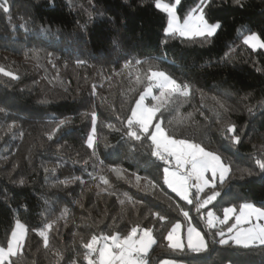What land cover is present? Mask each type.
<instances>
[{
  "label": "trees",
  "instance_id": "obj_1",
  "mask_svg": "<svg viewBox=\"0 0 264 264\" xmlns=\"http://www.w3.org/2000/svg\"><path fill=\"white\" fill-rule=\"evenodd\" d=\"M154 2L0 0L9 8H0V68L11 73L0 72V246L17 221L26 226L16 264H88L93 235L125 236L133 226L152 229L148 264H264V246L220 245L225 226L208 229L206 209L163 183L168 164L152 155L151 141L126 135L151 73H166L183 88L157 113L166 133L230 166L215 207L264 208V52L242 43L252 33L264 42V0H210L206 18L222 27L191 39L166 35L167 16ZM198 2L181 0L178 14ZM181 209L206 233V252L168 247L171 225L186 226Z\"/></svg>",
  "mask_w": 264,
  "mask_h": 264
},
{
  "label": "snow or ice",
  "instance_id": "obj_2",
  "mask_svg": "<svg viewBox=\"0 0 264 264\" xmlns=\"http://www.w3.org/2000/svg\"><path fill=\"white\" fill-rule=\"evenodd\" d=\"M176 4L180 0H175ZM210 3V0H200L201 7L198 9L199 15H189L180 22L175 8L163 3L161 0H155L154 8L167 16L166 35L179 33L185 38L195 37H212L222 27L220 21L209 23L203 11L204 7ZM235 3L241 4V0H235ZM5 13L9 8L0 5ZM253 50L257 48L264 49V42L258 34L248 35L244 40ZM127 67V64L125 65ZM5 76L11 73L0 68ZM149 79L153 82L144 94L140 95L135 102L134 108L130 110V115L126 118V135L135 140H150L153 146L152 155L168 164L172 159L175 160V170L164 168L163 183L166 187L181 200L188 204L196 201V210L207 208L213 204L221 193L217 190L218 184L222 185L231 171L230 166L226 165L219 154L206 150L199 143L189 142L183 138H173L171 134H166L163 124V113L160 116L157 113L168 103V98L180 89L176 80L171 79L162 71H154ZM153 87L160 90L159 95H153L151 98L158 103L154 106H148L145 101L152 93ZM186 87V86H185ZM95 88H93V94ZM182 95L187 96L188 92L184 91ZM60 124H64L61 120ZM92 135L88 138V147L94 145L96 116L92 115ZM111 127V125H110ZM229 132H235V126L228 128ZM51 139V136L49 137ZM233 143L240 142L239 136L231 137ZM260 169L264 170V162L257 161ZM210 174V175H209ZM107 184V180H103ZM195 188V193L191 189ZM205 189H211L206 198H201ZM223 218L221 219L213 211L207 212V226L214 228L217 223L228 225L230 220L234 223L218 231L216 235L220 237L217 241L220 245L235 244L236 246L248 249L257 245L264 246V208L256 207L252 203H242L236 206H227L222 209ZM181 214L186 222V230L181 222H175L167 231L164 239L168 241V247L192 253H201L208 250V241L206 233L203 232L195 223L189 214V211L181 209ZM159 220L164 221L167 218L156 213ZM50 227V225H49ZM28 229L19 221L15 224V229L11 231V238L6 246H0V264H16L14 257H17L24 247V241ZM139 233V234H138ZM44 240L45 247L48 246V237L45 231L37 233ZM151 228L141 229L133 226L127 235H93L91 241L84 244L89 250L85 259L88 264H146L141 257L146 255L151 245L155 244ZM99 245V247H97ZM96 254L97 258L91 256Z\"/></svg>",
  "mask_w": 264,
  "mask_h": 264
},
{
  "label": "rangeland",
  "instance_id": "obj_3",
  "mask_svg": "<svg viewBox=\"0 0 264 264\" xmlns=\"http://www.w3.org/2000/svg\"><path fill=\"white\" fill-rule=\"evenodd\" d=\"M181 1V0H180ZM161 2H163V3H168V4H170V5H172L174 8H175V10H176V14H177V16H178V18H179V20H180V22L181 23H183V20L185 19V18H187V16H189V15H199L200 13H199V11H198V9H200V7H201V4H200V2H198V4L197 5H195L189 12H188V14L185 16V17H181L179 14H178V11H177V9H178V6H179V4H176V2H175V0L174 1H167V0H161ZM203 11H204V13H205V7H204V9H203ZM205 17H206V15H205ZM207 19V18H206ZM209 22V21H208ZM209 23H211V22H209ZM166 28H167V25H166ZM166 28H165V32H166ZM252 34H257V33H252ZM173 35H177V36H180L179 35V33H176V34H173ZM248 35H251V34H246L243 38H242V43L243 44H245L244 43V40L247 38V36ZM180 37H182V36H180ZM182 38H185V37H182ZM195 38H198V37H195ZM201 38H211V37H201ZM191 39V38H190ZM262 41V40H261ZM263 42V41H262ZM246 45V44H245ZM248 47H250L249 45H247ZM251 48V47H250ZM252 49V48H251ZM255 50H260V51H262V52H264V49H261V48H257V49H255ZM166 74V73H165ZM167 75V74H166ZM170 77V76H169ZM171 78V77H170ZM172 79V78H171ZM153 83V82H152ZM147 90V89H146ZM145 90V91H146ZM144 91V92H145ZM183 91V88H181L180 87V89L178 90V91H176L175 93H178V92H182ZM144 92L142 93V94H144ZM159 92H160V90L159 89H157V88H155V87H153V90H152V93L146 98V101H145V103L148 105V106H154V105H156L158 102L157 101H154L151 97L153 96V95H159ZM141 94V95H142ZM174 94V93H173ZM139 99V98H138ZM163 127V126H162ZM166 132V131H165ZM167 134V133H166ZM94 139V138H93ZM189 142H191V141H189ZM193 143H195V142H193ZM203 147V146H202ZM207 150V149H206ZM217 154V153H216ZM223 161V160H222ZM167 168H169V170H175V160L174 159H172L171 160V162L170 163H168V166H167ZM210 175V174H209ZM227 179V178H226ZM225 179V180H226ZM195 188H192L190 191H191V193H195V190H194ZM217 190L220 192V189H219V184H218V188H217ZM211 191V189H205V192L204 193H202L201 194V198H206V195L209 193ZM221 193V192H220ZM219 198V197H218ZM218 198H217V200H218ZM217 200L215 201V202H217ZM215 202H213V204H211V205H209L207 208H204V209H206V211H205V213H204V218H205V222H206V224H207V212L208 211H213V212H215L216 213V215L218 216V217H220L221 219L223 218V212H222V209L224 208V207H227V206H236V205H227V206H223L222 208L221 207H215ZM245 203H252V202H245ZM252 204H254V203H252ZM255 205V204H254ZM256 207H258L257 205H255ZM237 207V206H236ZM238 208V207H237ZM20 223H22V222H20ZM232 223H234V218H233V220H230L229 222H228V225H224L225 226V229H224V231L226 232L227 231V227L230 225V224H232ZM261 223H264V221H261ZM183 225V224H182ZM207 226V225H206ZM216 226H219V227H222L223 225H220L219 223H217L216 224ZM183 227H184V229L186 230V226H184L183 225ZM207 228L209 229V227L207 226ZM15 229V226H14V228L12 229V231ZM139 234V233H138ZM10 238H11V234H10V236H9V240H10ZM206 240H207V238H206ZM152 246L153 245H151L150 246V248H149V251L147 252V254L146 255H143L141 258L144 260V261H146V264H148V260H147V258L146 257H148V255H149V253H150V251H151V248H152ZM97 247H99V245H97ZM158 264H186L185 262H182V261H177V260H162L161 262H159Z\"/></svg>",
  "mask_w": 264,
  "mask_h": 264
}]
</instances>
